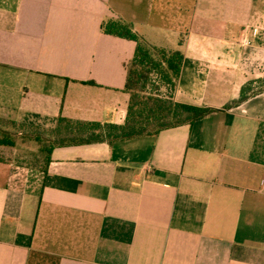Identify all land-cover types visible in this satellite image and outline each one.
<instances>
[{"label": "crops", "instance_id": "crops-1", "mask_svg": "<svg viewBox=\"0 0 264 264\" xmlns=\"http://www.w3.org/2000/svg\"><path fill=\"white\" fill-rule=\"evenodd\" d=\"M117 21L183 55L176 102L216 111L55 144L44 170L2 154L0 264H264V89L227 108L264 79V0H0V120L49 144L59 118L122 125L136 42Z\"/></svg>", "mask_w": 264, "mask_h": 264}, {"label": "trees", "instance_id": "trees-1", "mask_svg": "<svg viewBox=\"0 0 264 264\" xmlns=\"http://www.w3.org/2000/svg\"><path fill=\"white\" fill-rule=\"evenodd\" d=\"M104 31L121 38L136 42L135 55L128 66L125 90L130 94L127 117L122 125L100 123H73L59 118V126L47 148L49 153L55 144H96L130 141L142 137H155L161 132L191 125L195 120L216 110L178 103L173 94L181 74L183 55L179 51L168 52L148 44L135 33L132 27L123 22H110L103 26ZM249 85V84H248ZM245 84L238 100L227 108L239 105L258 92L250 93ZM162 88L165 91H162ZM64 124V125H63ZM62 125L64 127H62ZM78 134L62 137L57 135L61 129ZM52 134L49 133V136ZM5 136L0 135V145H12Z\"/></svg>", "mask_w": 264, "mask_h": 264}, {"label": "rangeland", "instance_id": "rangeland-1", "mask_svg": "<svg viewBox=\"0 0 264 264\" xmlns=\"http://www.w3.org/2000/svg\"><path fill=\"white\" fill-rule=\"evenodd\" d=\"M246 84H249L250 93L264 89V79H251ZM0 135L13 143L10 146L0 145V156L3 154L5 158L17 160V165L26 166L25 168L37 170L46 168L49 143L45 139L46 135L38 129H23L10 121L0 120Z\"/></svg>", "mask_w": 264, "mask_h": 264}, {"label": "built area", "instance_id": "built-area-1", "mask_svg": "<svg viewBox=\"0 0 264 264\" xmlns=\"http://www.w3.org/2000/svg\"><path fill=\"white\" fill-rule=\"evenodd\" d=\"M251 45V42L249 40H244L243 41V46L244 47H249Z\"/></svg>", "mask_w": 264, "mask_h": 264}]
</instances>
